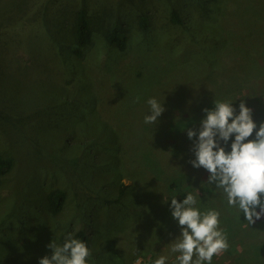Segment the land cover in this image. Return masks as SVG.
Wrapping results in <instances>:
<instances>
[{"label":"rangeland","instance_id":"1","mask_svg":"<svg viewBox=\"0 0 264 264\" xmlns=\"http://www.w3.org/2000/svg\"><path fill=\"white\" fill-rule=\"evenodd\" d=\"M83 7L95 34L78 57ZM117 24L124 51L104 39ZM150 98L165 108L154 124L144 122ZM215 100L232 101L237 115L241 101L251 108L255 139L264 123V0H0V155L14 158L0 183V264H39L53 255L51 242L79 229L89 264H154L161 255L178 264L170 178L202 212L221 213L230 246L212 264H264V218L247 225L207 185L210 173L190 163ZM234 138L221 146L230 152ZM57 188L67 199L52 215L47 195Z\"/></svg>","mask_w":264,"mask_h":264},{"label":"clouds","instance_id":"2","mask_svg":"<svg viewBox=\"0 0 264 264\" xmlns=\"http://www.w3.org/2000/svg\"><path fill=\"white\" fill-rule=\"evenodd\" d=\"M147 103L150 114L145 116L144 122L154 124L165 108L156 98H150ZM204 111L207 115L201 121L193 148L195 159L190 163L197 169H206L210 173L207 185L221 192L229 207L243 213L247 225H253L264 218V123L255 132V139L249 140L257 124L252 109L243 101L238 115L233 102L228 100H215V108ZM233 134L235 138L228 152L220 142L227 144ZM187 135L194 139L197 132L187 129ZM198 203L192 193H188L182 202L175 196L171 198L172 216L182 232L171 247L173 253H178V264H212L213 257L230 246L226 232L220 227L221 213L215 209L202 212ZM48 247L53 250V255L41 258L39 264H89L90 248L71 234L63 245L53 241ZM166 261L167 257L161 255L154 264H166Z\"/></svg>","mask_w":264,"mask_h":264},{"label":"trees","instance_id":"3","mask_svg":"<svg viewBox=\"0 0 264 264\" xmlns=\"http://www.w3.org/2000/svg\"><path fill=\"white\" fill-rule=\"evenodd\" d=\"M172 20L175 23L182 22V19L176 13H173ZM142 27L144 29L147 28L145 21H142ZM94 34H95V31H94L93 23L87 13L86 8L84 7L80 8L77 11L75 25H74V36H75L74 38L76 40L74 52L78 57L83 56L84 50L88 46L93 44ZM104 39L109 46L117 47L120 51H124L127 48L128 38L122 32L118 24L112 27H108L104 31ZM13 166H14L13 157L0 155V183L2 182V178L13 169ZM168 181L170 183V189L172 191H175L173 192V196L176 195L175 197L179 201L182 202L184 197L188 194L187 192L189 191H187L184 188L178 193L177 191H179V188H181V186H185V184L181 182V180L179 181L176 178L175 179L170 178L168 179ZM186 185H188V182ZM66 199H67V194L63 189H59V188L53 189L48 193L47 195L48 208L52 215H57L58 213L62 211L65 205ZM72 237L79 239L81 241H84L85 243H87L88 247L90 248L89 236L86 230L79 229L72 234ZM64 242L65 241H63V243ZM255 250L257 251L258 249H255ZM147 263L152 264V259L148 261ZM129 264H134V262L132 261Z\"/></svg>","mask_w":264,"mask_h":264}]
</instances>
